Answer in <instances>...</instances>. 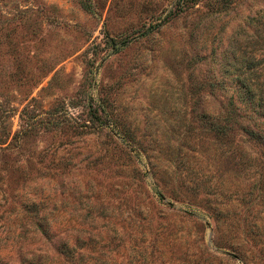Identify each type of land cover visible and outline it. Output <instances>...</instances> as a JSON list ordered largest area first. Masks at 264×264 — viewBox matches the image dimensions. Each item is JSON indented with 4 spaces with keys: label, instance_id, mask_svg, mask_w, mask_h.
Returning <instances> with one entry per match:
<instances>
[{
    "label": "rangeland",
    "instance_id": "obj_1",
    "mask_svg": "<svg viewBox=\"0 0 264 264\" xmlns=\"http://www.w3.org/2000/svg\"><path fill=\"white\" fill-rule=\"evenodd\" d=\"M21 235L55 264H264V0H0V264Z\"/></svg>",
    "mask_w": 264,
    "mask_h": 264
},
{
    "label": "trees",
    "instance_id": "obj_2",
    "mask_svg": "<svg viewBox=\"0 0 264 264\" xmlns=\"http://www.w3.org/2000/svg\"><path fill=\"white\" fill-rule=\"evenodd\" d=\"M253 20V19H251ZM250 66L247 67V70L249 69ZM249 72V71H248ZM246 80H248L247 75H245V72L243 71H238V73L235 75L233 81L235 82V87L238 89H243L246 92V96L248 97L249 100L254 101L255 100V95L252 93V88H251V84H248L246 82ZM262 99L260 98L259 101H261ZM228 109H229V114H226V118H223V121L225 123L224 126L227 125V123H230L229 118L234 116V115H239L238 111H237V105L235 103V97L231 96L230 98H228ZM217 130H220L221 132L225 131V128H221V127H214ZM34 216H33V221L31 223V227H32V235L34 237L36 236H42V237H49V230H50V223L48 221V217L47 215H43L40 213V208L39 209H35L34 208ZM24 237V240L21 241V238ZM21 236H17L13 238V241L15 242L14 245L17 246V253H18V260L11 262V263H4V264H55L53 262V259H49V257L43 255V254H32V253H28L27 251H24L22 249V245L23 243L26 242L25 239L26 236L25 235H21ZM2 241H0V250H1V246L3 245L1 243ZM59 252V254H61V257H63V262H66L67 264H81L83 263V258L78 255L75 254V250L74 247L70 246L67 242L62 243L60 245H58L56 247ZM1 261H3V259L0 257V263H2Z\"/></svg>",
    "mask_w": 264,
    "mask_h": 264
}]
</instances>
